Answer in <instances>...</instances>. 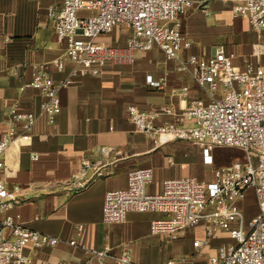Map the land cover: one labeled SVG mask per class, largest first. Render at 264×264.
<instances>
[{
    "label": "crops",
    "instance_id": "crops-1",
    "mask_svg": "<svg viewBox=\"0 0 264 264\" xmlns=\"http://www.w3.org/2000/svg\"><path fill=\"white\" fill-rule=\"evenodd\" d=\"M63 1L0 0V137L12 126L16 136L23 131V121L13 120V112L37 116L29 139L19 137L5 152L0 176L9 185L21 187L17 202L6 214H18V221L27 228L60 239L55 246L28 244L25 253L33 264H207L209 256L229 239L226 232L218 230L197 251L193 241L206 236L202 222L176 233L155 234L150 224L165 214L131 211L124 221L107 223L103 220L105 193L124 188L128 172L134 168L153 170L148 191L154 193L161 191L168 178L210 180L215 168L245 161L247 155L225 156L219 149L237 147L217 145L211 150L212 164H207L202 146L196 142L156 144L136 130L127 112L131 104L157 112L154 122L162 124L187 123L182 119L187 105L193 100L210 101L190 72L177 70V61L168 59L157 46L135 51L130 61H109L97 75L83 66L73 72L75 64L69 60L56 66L54 60L63 56L66 42L57 39L49 8L61 6ZM194 1L204 3L209 13L195 6L180 15L181 30L192 41L191 47L180 50L181 57H207L224 45L234 55V66L245 68L256 61L252 51L259 39L246 18L234 15L231 4L220 0ZM132 33L130 27L116 26L96 40L124 48ZM36 69L46 71L60 84L61 111L54 123L48 122L41 109V91L29 86ZM148 74L163 78V87H150ZM183 87H187L185 94ZM167 107L172 109L170 113L164 112ZM111 146L113 151L102 149ZM85 162L103 163V175L87 188L71 192L65 182ZM237 204L247 219L259 212L253 188ZM78 224L83 225L82 230L76 228ZM71 240L77 243L70 244ZM100 251L106 254H98ZM125 254L129 261L118 262Z\"/></svg>",
    "mask_w": 264,
    "mask_h": 264
},
{
    "label": "built area",
    "instance_id": "built-area-1",
    "mask_svg": "<svg viewBox=\"0 0 264 264\" xmlns=\"http://www.w3.org/2000/svg\"><path fill=\"white\" fill-rule=\"evenodd\" d=\"M231 4L234 15L246 18L258 36L253 45L255 62L245 68L232 63L234 55L227 53L224 45L216 47L210 56L189 54L180 56L182 48L192 46L181 30L180 15L197 6L207 14L208 7L194 0H64L61 6H51L49 16L56 37L65 41V52L54 60L62 67L66 60L80 66L93 75L100 73L109 62L130 61L138 50L157 46L168 59L177 61L176 69L188 71L195 83L210 97L209 102L193 100L186 106L183 121L156 124V112L141 110L134 104L127 107L130 121L136 130L153 139L156 144L172 140H188L202 146L204 162L212 164L214 146H235L245 151L244 162L217 167L210 180L185 176L163 181L159 192L148 191L153 170L149 167L134 168L128 172L124 188L109 190L103 203V220L107 223L122 222L131 211H155L165 214L150 224L152 233H176L205 225V238H196L197 251L207 245L218 230L228 235V240L218 246L207 264H264V0H220ZM85 10L90 14H81ZM116 26L132 28L124 48L99 43L96 38ZM152 88H162L163 78L146 76ZM29 86L41 91V109L48 122L54 123L61 111L60 84L49 74L36 69ZM187 87L182 88L185 94ZM170 113L171 108H163ZM13 120L23 121V131L16 136L15 127L0 137V171L9 145L19 137L29 139V132L37 120L33 112H13ZM113 151L114 147L102 148ZM90 170L91 173H90ZM103 175V163L85 162L80 171L72 174L65 185L71 192L87 188ZM253 188L258 200L259 212L247 219L237 204L246 191ZM19 185H9L0 176V264H33L25 253V247L55 246L56 236L29 229L18 221L19 215L6 214L18 200ZM83 229L82 224L76 226ZM71 240L70 244H76ZM105 255L106 252H97ZM129 261L128 255L117 258Z\"/></svg>",
    "mask_w": 264,
    "mask_h": 264
},
{
    "label": "rangeland",
    "instance_id": "rangeland-1",
    "mask_svg": "<svg viewBox=\"0 0 264 264\" xmlns=\"http://www.w3.org/2000/svg\"><path fill=\"white\" fill-rule=\"evenodd\" d=\"M242 151L244 152V154ZM219 152L225 156H241V155L243 156L244 155L242 158L244 157L246 158L245 151L243 149L241 150V148H238V147L237 148H222V149H219ZM206 171L208 170L206 169L203 173H206ZM203 175L205 176L206 174H203Z\"/></svg>",
    "mask_w": 264,
    "mask_h": 264
}]
</instances>
